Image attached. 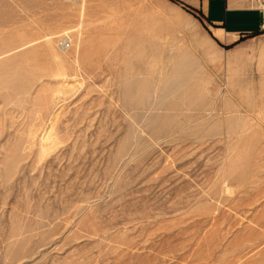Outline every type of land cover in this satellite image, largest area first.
I'll use <instances>...</instances> for the list:
<instances>
[{"label": "rangeland", "instance_id": "rangeland-1", "mask_svg": "<svg viewBox=\"0 0 264 264\" xmlns=\"http://www.w3.org/2000/svg\"><path fill=\"white\" fill-rule=\"evenodd\" d=\"M216 39L181 0H0V264H264V80Z\"/></svg>", "mask_w": 264, "mask_h": 264}, {"label": "crops", "instance_id": "crops-1", "mask_svg": "<svg viewBox=\"0 0 264 264\" xmlns=\"http://www.w3.org/2000/svg\"><path fill=\"white\" fill-rule=\"evenodd\" d=\"M201 13L216 43L226 47L227 69L264 80V9L255 0H181Z\"/></svg>", "mask_w": 264, "mask_h": 264}, {"label": "built area", "instance_id": "built-area-1", "mask_svg": "<svg viewBox=\"0 0 264 264\" xmlns=\"http://www.w3.org/2000/svg\"><path fill=\"white\" fill-rule=\"evenodd\" d=\"M261 8L264 9V0H255ZM71 47V43L69 41H64L62 44V48L68 50Z\"/></svg>", "mask_w": 264, "mask_h": 264}]
</instances>
